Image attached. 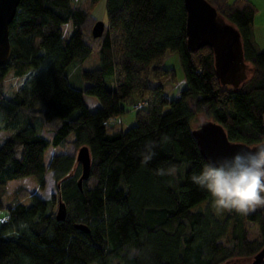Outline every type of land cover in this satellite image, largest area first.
<instances>
[{
  "label": "trees",
  "instance_id": "16d2710c",
  "mask_svg": "<svg viewBox=\"0 0 264 264\" xmlns=\"http://www.w3.org/2000/svg\"><path fill=\"white\" fill-rule=\"evenodd\" d=\"M101 1L87 0V8L79 0H21L10 26L13 57L0 67V126L9 133L0 142V264H225L253 258L264 247V207L217 217L203 208L210 197L190 176L206 161L191 127L197 117L223 126L232 142L264 141L257 7L249 0H207L241 34L249 71L237 88L220 82L211 47L189 48L185 0H105L108 25L95 38L92 12ZM69 23L73 32L65 38ZM95 52L101 66L83 72L85 90L74 88L69 67ZM169 52L178 54L186 77L177 99L165 94L162 82L176 79L164 66ZM9 73L24 80L15 91L6 85ZM85 95L100 106L92 110ZM145 95L148 106L136 111V125L123 130L116 120L127 112L125 104ZM40 127L54 130L52 141ZM149 143L154 155L145 162L141 154ZM65 144L67 151L46 165L48 149ZM82 147L92 164L81 189ZM173 166L175 175L167 174ZM48 172L58 185L56 206L36 193L9 198L11 181L33 177L44 189ZM60 201L64 221L56 217ZM249 223L259 226V240L248 238Z\"/></svg>",
  "mask_w": 264,
  "mask_h": 264
},
{
  "label": "water",
  "instance_id": "95a60500",
  "mask_svg": "<svg viewBox=\"0 0 264 264\" xmlns=\"http://www.w3.org/2000/svg\"><path fill=\"white\" fill-rule=\"evenodd\" d=\"M21 0H0V67L7 66L13 57L10 42V26L16 16ZM187 10L188 46L192 51L211 47L215 56V70L222 85L231 84L239 87L248 78L249 66L245 60V52L240 32L232 24L219 15L217 9L207 0H185ZM105 23L99 21L93 28L95 38L103 36ZM204 159L216 160L229 157L242 149L251 150L255 146L230 141L220 124L205 120L193 131ZM77 161L82 165V176L79 187L82 189L91 173V155L87 147L80 148ZM66 206L60 201L57 219H66ZM78 229L89 232L85 225ZM236 261V260H235ZM230 261L225 264H236ZM253 264L264 263V247L252 258Z\"/></svg>",
  "mask_w": 264,
  "mask_h": 264
},
{
  "label": "rangeland",
  "instance_id": "374dc122",
  "mask_svg": "<svg viewBox=\"0 0 264 264\" xmlns=\"http://www.w3.org/2000/svg\"><path fill=\"white\" fill-rule=\"evenodd\" d=\"M77 2V0H75ZM83 6H86L87 8L89 7V4L86 2L87 0H79ZM232 1V0H231ZM257 5L259 3H256ZM259 8H261V5H258ZM92 15L95 19V24L99 21H103L106 26L108 25L107 21V11H106V1L102 0L101 3L93 10ZM95 26V25H94ZM93 26V28H94ZM73 32V25L72 23L66 24L63 26V34L65 38H69L70 35ZM263 51V50H262ZM102 64V56L95 52L93 53L88 59L84 61H77L74 64H72L68 71H67V76L70 84L79 90H85V88L89 85L88 82H86L83 78V72L86 70H93L98 67H100ZM164 66L167 69H173L176 73V79H165L162 82L164 83V89H165V94L170 98V99H177L179 97V93L186 87V77L179 59L178 54L176 53H168L166 56V60L164 63ZM23 79H16L14 78L12 73H9L6 79V85L11 91H15L18 88L21 87L23 84ZM108 87L113 89L114 84L113 82H109ZM147 95L144 97L140 96H134L132 98V103L129 105L128 103L125 104V109H127V112L120 116L118 120H116L117 123L121 124L123 130H127L128 128L136 125V111L139 109H144L148 106V100H147ZM85 99L87 101V104L92 110H96L99 106V100L98 98L94 96H89L85 95ZM169 108H166V111H168ZM205 119L202 116L197 117L192 121V129L195 130L199 128V126L204 122ZM40 132L41 134L46 137L49 141H52L54 138V130H49L46 127H40ZM9 135L8 132H4L0 126V142ZM71 141V140H70ZM69 144V143H68ZM68 144H65L64 146L61 147H53L51 146L48 151L46 152L45 155V163L46 165H49V162L51 158L56 154V153H65L68 149ZM46 186L44 189L40 188L39 183L37 180L33 177H28V178H22V179H17L13 180L9 183L8 187V196L9 198L15 199V197L18 195V197L22 200L23 197L25 198L26 196H30L29 194L36 193L41 198L44 200H49L54 202H58V185L56 181L54 180L53 173L48 172L46 174ZM26 204H30L31 201L30 199L27 200V198L24 200ZM57 204H55L56 206ZM203 208H209L210 212H213L217 217L223 218L226 217L227 214L230 211H224L221 213H217L215 210L212 209L210 206V202L206 203ZM263 209V207H258L253 211H249L248 213H253L255 211H259ZM197 210V209H196ZM56 211H58V207L56 208ZM240 217L242 216L241 213H239ZM5 216V212H0V218H3ZM247 232H248V238H250L252 241L254 240H259L260 238V231H259V226L255 223H249L248 226H246ZM235 261V260H234ZM236 264H253L252 263V258H243L240 260L235 261Z\"/></svg>",
  "mask_w": 264,
  "mask_h": 264
},
{
  "label": "clouds",
  "instance_id": "9594fccd",
  "mask_svg": "<svg viewBox=\"0 0 264 264\" xmlns=\"http://www.w3.org/2000/svg\"><path fill=\"white\" fill-rule=\"evenodd\" d=\"M153 145L142 153L151 160ZM175 166L167 174L175 175ZM192 184L210 197V206L217 213L235 211L246 214L264 207V141L251 149H242L229 157L202 161L200 171L190 176Z\"/></svg>",
  "mask_w": 264,
  "mask_h": 264
},
{
  "label": "crops",
  "instance_id": "0c3cea01",
  "mask_svg": "<svg viewBox=\"0 0 264 264\" xmlns=\"http://www.w3.org/2000/svg\"><path fill=\"white\" fill-rule=\"evenodd\" d=\"M258 9V13L255 17L254 22V35L255 39L260 47L261 50L264 51V0H249ZM256 3H259L261 5V8L258 7Z\"/></svg>",
  "mask_w": 264,
  "mask_h": 264
}]
</instances>
